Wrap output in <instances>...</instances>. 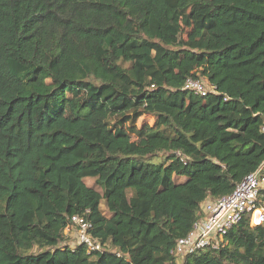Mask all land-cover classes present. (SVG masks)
<instances>
[{"label": "trees", "instance_id": "trees-1", "mask_svg": "<svg viewBox=\"0 0 264 264\" xmlns=\"http://www.w3.org/2000/svg\"><path fill=\"white\" fill-rule=\"evenodd\" d=\"M263 125L264 0H0V264H264L249 217L171 253L264 161ZM73 216L100 252L66 244Z\"/></svg>", "mask_w": 264, "mask_h": 264}, {"label": "built area", "instance_id": "built-area-1", "mask_svg": "<svg viewBox=\"0 0 264 264\" xmlns=\"http://www.w3.org/2000/svg\"><path fill=\"white\" fill-rule=\"evenodd\" d=\"M182 90L204 97L214 88L206 78H188ZM264 133V125L261 127ZM264 192V161L246 176L235 189L214 200L208 199L200 206V218L193 224L191 232L177 240L171 253L182 259L207 247L216 248L220 241L243 217H249L251 226L264 227V206L258 201ZM91 224L81 216H73L64 229L66 239L75 237L76 244H84L87 252H100L103 245L89 231ZM68 242V240L66 241ZM64 242L63 244H65ZM67 244V243H66Z\"/></svg>", "mask_w": 264, "mask_h": 264}, {"label": "rangeland", "instance_id": "rangeland-1", "mask_svg": "<svg viewBox=\"0 0 264 264\" xmlns=\"http://www.w3.org/2000/svg\"><path fill=\"white\" fill-rule=\"evenodd\" d=\"M152 123H153V118H151L150 116H143L142 118H140L138 120L136 125L139 127L142 124L151 125ZM132 141H134V140H132ZM85 183L88 184L89 186H93V184H94L93 180H86ZM102 209L105 210L103 208V206H102ZM72 242H75V237L70 236V238L68 239L67 244L70 245ZM35 251L37 252L38 250H35ZM33 252H34V250H33ZM178 261H180V260H178Z\"/></svg>", "mask_w": 264, "mask_h": 264}]
</instances>
